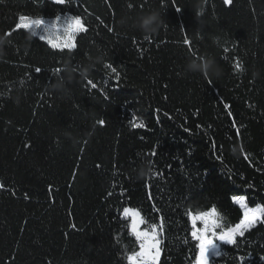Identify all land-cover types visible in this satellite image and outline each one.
Returning <instances> with one entry per match:
<instances>
[{
    "label": "trees",
    "instance_id": "obj_1",
    "mask_svg": "<svg viewBox=\"0 0 264 264\" xmlns=\"http://www.w3.org/2000/svg\"><path fill=\"white\" fill-rule=\"evenodd\" d=\"M177 5L0 3V36L20 15H79L88 27L70 52L27 30L0 44V264H127L138 245L124 207L149 223L163 216L159 264H195L189 210L215 206L234 226L243 210L233 196L264 205V0ZM152 12L163 23L146 35L137 22ZM200 57L219 76L186 70ZM222 249L213 264H264V223Z\"/></svg>",
    "mask_w": 264,
    "mask_h": 264
},
{
    "label": "snow or ice",
    "instance_id": "obj_2",
    "mask_svg": "<svg viewBox=\"0 0 264 264\" xmlns=\"http://www.w3.org/2000/svg\"><path fill=\"white\" fill-rule=\"evenodd\" d=\"M3 0H0L2 3ZM68 0H53L54 4L64 5ZM172 6L177 12L182 9L177 5V0H171ZM165 0H161V6L163 7ZM224 4L231 6L233 0H224ZM133 5L129 4V8ZM142 7V6H141ZM203 11V9H202ZM20 30H27L31 32L32 36H38L41 41H45L52 49H57L61 52L68 50L69 52L76 48L75 38L80 33H86L88 27L86 23L79 15H73L62 20L60 15H56L54 20L47 22L44 18H32L27 15H20L18 22L15 26L4 33L0 38L11 37L14 32ZM108 31H113L112 28H108ZM145 40L149 37L145 36ZM184 43L191 46L190 41L185 39ZM227 51V49H225ZM106 68L111 69L113 73H116V68L112 64H106ZM234 69L237 72H243L244 68L241 62L237 61L234 64ZM42 69L35 68L36 73H41ZM62 69H54L55 73H60ZM207 78V75L204 74ZM119 80V74L117 73V81ZM23 83V82H22ZM87 83L95 89L97 85L88 80ZM208 83L212 84L211 79H208ZM225 107H229L225 105ZM231 116V113L229 112ZM100 126H105L103 119L97 121ZM235 125V121L233 120ZM145 125L141 123H134L133 127L139 128ZM184 131L190 130L185 128ZM237 135H239V128L236 129ZM28 147L29 145H25ZM213 147L215 148V141H213ZM222 152V146H221ZM151 155L155 156L156 152L153 151ZM220 158V157H218ZM244 158L248 159V154H244ZM99 167V165H97ZM5 185L0 182V189H4ZM52 190V186H49V191ZM15 195V192L12 193ZM111 195V193H109ZM27 199V193H25ZM232 200L237 204L240 209L243 210V217L234 226H225L223 223L222 215L217 211L216 207L195 212L191 210L188 212V216L191 222V237L197 242V254L195 258V264H213L214 260L220 258L226 253L222 249V245H236L237 237H243L245 232L254 228L258 223H264V205H256L255 207H249L246 197L233 196ZM122 217L128 220V229L131 236L135 238L138 245V250L128 252L126 255L127 264H159L161 257V239L160 236L164 228L163 216L160 217L159 223H149L148 220L142 215L139 209L131 207H124L122 210ZM75 227V225H73ZM241 264H244L245 257H238ZM264 259V257H261Z\"/></svg>",
    "mask_w": 264,
    "mask_h": 264
},
{
    "label": "clouds",
    "instance_id": "obj_3",
    "mask_svg": "<svg viewBox=\"0 0 264 264\" xmlns=\"http://www.w3.org/2000/svg\"><path fill=\"white\" fill-rule=\"evenodd\" d=\"M202 7L198 9L197 16L202 15ZM123 23V21H121ZM163 23L158 12H152L139 17L137 27L146 35L154 34L158 31L160 25ZM4 42L0 38V44ZM186 70L189 72H199L207 76H219L220 71L216 67L213 59L208 57H200L199 59H190L186 64Z\"/></svg>",
    "mask_w": 264,
    "mask_h": 264
},
{
    "label": "rangeland",
    "instance_id": "obj_4",
    "mask_svg": "<svg viewBox=\"0 0 264 264\" xmlns=\"http://www.w3.org/2000/svg\"><path fill=\"white\" fill-rule=\"evenodd\" d=\"M68 16H65V17H62V20L64 19V18H67ZM52 20H54V19H50V20H46L47 22H51ZM160 247H161V244H160Z\"/></svg>",
    "mask_w": 264,
    "mask_h": 264
}]
</instances>
